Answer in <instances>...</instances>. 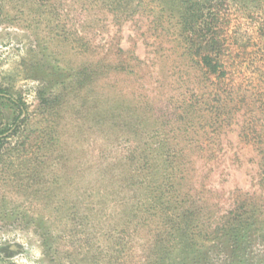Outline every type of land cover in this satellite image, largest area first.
I'll return each instance as SVG.
<instances>
[{
  "label": "rangeland",
  "instance_id": "1",
  "mask_svg": "<svg viewBox=\"0 0 264 264\" xmlns=\"http://www.w3.org/2000/svg\"><path fill=\"white\" fill-rule=\"evenodd\" d=\"M159 3L0 0V86L26 108L0 145V264H161L166 248L170 262L185 210H195L196 228L210 229L238 196L264 199L258 156L239 123L225 126L223 141L205 140L212 126L177 129L189 68L181 64L176 74L178 26L167 18V29H157ZM253 3H235L226 28L233 43L227 63L246 104L255 94L264 101V20ZM123 62L131 67L119 68ZM83 68L101 73L82 85ZM202 88L198 114L211 118L213 87ZM18 115L0 98V129ZM136 118L146 119L136 132L149 144L130 184L125 157L140 140L128 121ZM182 146L192 150L181 165ZM198 245L210 251L198 264L226 262L216 255L226 242ZM253 256L264 264V240L250 245L245 257Z\"/></svg>",
  "mask_w": 264,
  "mask_h": 264
},
{
  "label": "trees",
  "instance_id": "2",
  "mask_svg": "<svg viewBox=\"0 0 264 264\" xmlns=\"http://www.w3.org/2000/svg\"><path fill=\"white\" fill-rule=\"evenodd\" d=\"M154 1L136 0L138 6L153 3ZM159 1L161 9L154 15V20H157V22L154 21L158 26L157 29H160L161 32L167 29L165 26L167 18L174 20L176 26H178V30L174 31L176 45L173 48L171 47L177 55L176 61L178 60L175 62L179 68V72H176V74L183 71L181 64L189 68V72L188 70L185 72L184 83L189 85L187 92L190 96H186L185 92H182L179 96L178 101L181 103V111L175 116L174 121L177 123H181L182 121L183 124L178 125L177 129L189 134L194 133V131L197 132L200 128L204 129L206 125L212 126L213 134H207L208 136H206L205 140L209 142L212 140L223 141L222 130H225V126L228 127L239 123V136L254 146L258 156V183L264 188V101L262 98L258 99L255 94L256 99L253 98L251 102L246 104L247 95L240 94L241 88L237 84L238 79L235 77V71L227 63V59L232 55L233 43L226 33L228 23L230 20H233L235 3L238 6L239 4L249 5L250 2H254V8L258 10V14L264 20V0ZM126 13L131 14L127 10ZM258 31L259 36L264 39V23L258 28ZM179 47L182 50L181 52L177 49ZM126 63L120 64L119 68L128 69V67H131L130 64L127 65ZM105 68L108 67H104V70ZM87 70L88 68H83L78 71V78L82 85L91 84L90 81L96 80L97 75L101 73L97 69H92L86 74ZM179 75L181 76V74ZM207 82L210 83L207 85ZM205 85L210 86V88L213 87L209 92L210 102H215L211 118L198 114L197 110V107L200 105L199 103H201L200 96L203 97L207 93H199L203 89L202 86ZM0 98L7 99L19 109V115L13 122V125L0 129V145H4L7 143V139L20 126V116L25 112L26 108L22 99L15 98L1 86ZM56 114H58V111ZM109 115V119L115 122L116 117H114V112H111ZM145 120L136 118L133 121H128V128L135 129L133 132L135 134H132L135 136L132 137L140 140V144H135L125 157L129 170L125 179L130 184L135 183L136 169L139 167L138 164L143 163V152L145 146L149 144L143 137H139L138 132H136L139 128L145 127L147 123ZM171 131L174 132L173 129ZM167 146L171 147L170 144H167ZM191 150L192 148L190 147L186 151V146L178 148L176 155L179 158L182 157L179 161L181 165ZM201 150L205 151L206 148H201ZM209 151L211 152L207 158L213 155L212 151H215V149H210ZM145 166L148 168L147 166L150 165L146 163ZM189 178H192V176ZM182 179L186 180V175H183ZM260 198L262 197H258L256 193L252 197L247 195L238 196L234 200L233 208L223 215L217 224L210 229L203 227L196 228L197 225L194 226L193 224L195 210H185L181 214V219L177 222V231L172 236L178 241L180 248H177L174 244L170 247V250L173 248L177 250L176 253L173 251V260L170 262L169 260L171 259L169 257H171V253L166 248L168 257H165L161 264H198L199 261H205L210 252L205 249V251L197 250V248H201L198 243H201V241L210 243L218 240L227 244L224 247L220 246L221 248L216 254L220 261L225 258L227 259L224 264H257L256 262L260 261L258 257H248V261L245 255L254 241L259 242L260 239L264 240V199ZM226 254L229 258L226 257ZM213 264L220 263L215 262Z\"/></svg>",
  "mask_w": 264,
  "mask_h": 264
}]
</instances>
